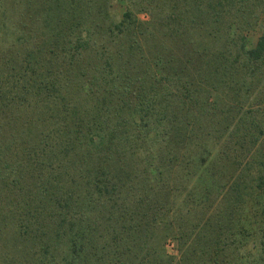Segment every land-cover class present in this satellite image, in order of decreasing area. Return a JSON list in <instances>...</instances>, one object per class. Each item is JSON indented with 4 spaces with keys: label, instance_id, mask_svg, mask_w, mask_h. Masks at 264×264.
Listing matches in <instances>:
<instances>
[{
    "label": "trees",
    "instance_id": "trees-1",
    "mask_svg": "<svg viewBox=\"0 0 264 264\" xmlns=\"http://www.w3.org/2000/svg\"><path fill=\"white\" fill-rule=\"evenodd\" d=\"M119 1L0 0V264H259L264 0Z\"/></svg>",
    "mask_w": 264,
    "mask_h": 264
},
{
    "label": "rangeland",
    "instance_id": "rangeland-1",
    "mask_svg": "<svg viewBox=\"0 0 264 264\" xmlns=\"http://www.w3.org/2000/svg\"><path fill=\"white\" fill-rule=\"evenodd\" d=\"M125 2L126 3L123 5V4H121V2L119 0H111L112 7L110 8V12L113 15V18H112L113 20H120L121 13L125 9V7H127L129 5V2H127V1H125ZM129 7L132 9L133 13L135 14V16H137L139 21H142V22L151 21L149 12L138 11L137 8L133 7V5H129ZM148 24H150V23H148ZM159 27H163V29L157 28L155 30L156 38L158 40H160V39L163 40V32H165V31L171 32V27L174 28V26L172 24L171 25L165 24V25H162ZM170 39L173 40L172 38H170ZM165 42L168 45V47H171L170 46L171 43L169 40H166ZM176 44L177 43H174L171 48H175ZM258 108H263V109L259 110V113H261V114L264 113V103H262ZM263 128H264V126H263ZM238 138H239L238 136H232L231 140L229 139V143L232 147H235V148L237 146L239 147V144H235V143H237ZM261 138H263V135H260V139ZM245 145L248 146V144H245ZM241 156H242L240 158L241 161L236 160L233 165L229 166L228 169H226V170L224 169L223 172H218L217 170H215L214 176L216 175V177H220V181H224V180L232 177L233 175L236 176L237 172L235 171V169L237 168V170H239L238 169L239 165L242 167V166H244V164H246V162L248 160H251L249 158V156H245L244 154ZM199 174L202 175V174H205V172L202 170H199ZM200 185L201 184L197 185L198 188H201ZM204 185H205V181H204ZM255 231H256V233H254L251 237H247L244 239L243 247L240 249V253H243V256L245 258L249 259L248 261H250V262L251 261L252 262L258 261L259 264H264V232L261 235L260 231H258V227H256ZM162 233H163V231H161L160 235H162ZM249 233H250V231H249ZM164 249L168 255L177 256V253H178L177 252V244H176V241L171 236L166 238V240L164 242Z\"/></svg>",
    "mask_w": 264,
    "mask_h": 264
}]
</instances>
